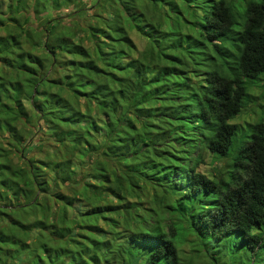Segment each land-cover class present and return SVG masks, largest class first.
<instances>
[{
	"label": "trees",
	"instance_id": "obj_1",
	"mask_svg": "<svg viewBox=\"0 0 264 264\" xmlns=\"http://www.w3.org/2000/svg\"><path fill=\"white\" fill-rule=\"evenodd\" d=\"M91 1L0 0V264H264V0Z\"/></svg>",
	"mask_w": 264,
	"mask_h": 264
},
{
	"label": "rangeland",
	"instance_id": "obj_2",
	"mask_svg": "<svg viewBox=\"0 0 264 264\" xmlns=\"http://www.w3.org/2000/svg\"><path fill=\"white\" fill-rule=\"evenodd\" d=\"M92 3L88 0L87 5ZM148 13H152L151 7ZM134 40H138V36L135 33L130 34ZM197 65L208 67L206 62L201 59L196 60ZM245 89L247 94L250 95V99L242 104L240 112L231 120V122L241 125L244 131L248 130L247 124L255 123L260 117H264V79L260 81H255L250 83H245ZM3 146L7 147L5 142L2 143ZM226 165V161L223 158H219L212 153L205 151L203 154V161L198 163L197 169L202 172L214 173L215 169H223ZM15 211L9 212V215L14 217ZM9 245L13 244V240L9 238ZM202 247L200 246V244ZM196 242L193 247L194 250L201 249L197 254H195L194 264H213L212 261H221V264H258L259 260L255 259L251 262V256L241 249V243L236 234L232 236L224 237L221 240H205L202 239L201 242ZM181 256H187L189 254V242L185 241L182 243ZM263 249V247H262ZM27 258L25 254L20 256V259L16 260L17 264H26Z\"/></svg>",
	"mask_w": 264,
	"mask_h": 264
}]
</instances>
